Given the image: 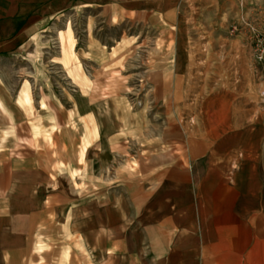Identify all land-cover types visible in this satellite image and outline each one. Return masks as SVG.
<instances>
[{"label": "crops", "instance_id": "crops-1", "mask_svg": "<svg viewBox=\"0 0 264 264\" xmlns=\"http://www.w3.org/2000/svg\"><path fill=\"white\" fill-rule=\"evenodd\" d=\"M234 5L0 0V56L42 62L45 37L57 34L52 61L79 87L86 112L104 110L106 95L130 88L126 77L138 80L149 109L150 80L165 96L170 83L161 81L192 78L204 44L234 46L202 38ZM78 16L88 30L100 24L130 35L111 53L89 38L81 54L67 29ZM27 101L23 95L19 105ZM250 108L227 103L225 121L158 137L149 128L143 135L135 120L107 133L86 114L80 138L75 119L51 120V161L35 179L0 185V264H264V118H251Z\"/></svg>", "mask_w": 264, "mask_h": 264}, {"label": "rangeland", "instance_id": "rangeland-1", "mask_svg": "<svg viewBox=\"0 0 264 264\" xmlns=\"http://www.w3.org/2000/svg\"><path fill=\"white\" fill-rule=\"evenodd\" d=\"M67 29L71 31L75 51L81 54L89 38L100 40L111 53L117 39L130 35L129 29L100 24L88 30L81 16L69 22ZM263 29L264 0H235L227 15L220 14L214 30L202 35L204 42L229 40L234 46L204 44L202 62L196 65L192 78L161 81L170 83V93L165 96L153 93L159 80H150L149 109L147 95L136 89L138 80L125 76L120 80L122 84L128 81L130 88L106 95L104 110L86 112L87 101L79 87L70 84L63 70L52 61L58 55L57 34L46 36L42 51L36 55L44 62L35 61L32 56H0V185L17 183L21 176L35 179L51 161L56 148L48 135L56 129L49 125L54 119H75L72 129L81 138L83 128L79 121L86 114L100 121L107 133L122 130L121 123L126 120H135L143 135L149 128L150 135L156 137L168 131L174 134L183 128L188 130L194 122L225 121L227 103L244 104L251 107V118H264V62L258 64L252 53L253 33ZM79 83L83 85L82 81ZM184 88L190 89L187 94ZM23 95L28 101L20 106ZM63 129L69 133L67 128ZM81 145L80 142L78 150ZM20 171L24 174L20 175Z\"/></svg>", "mask_w": 264, "mask_h": 264}, {"label": "built area", "instance_id": "built-area-1", "mask_svg": "<svg viewBox=\"0 0 264 264\" xmlns=\"http://www.w3.org/2000/svg\"><path fill=\"white\" fill-rule=\"evenodd\" d=\"M252 53L253 58L258 64L264 62V29L260 32L253 33Z\"/></svg>", "mask_w": 264, "mask_h": 264}]
</instances>
